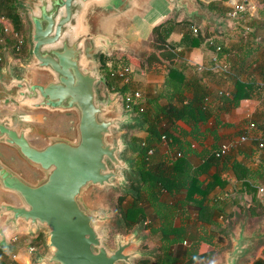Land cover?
<instances>
[{
    "label": "water",
    "instance_id": "water-1",
    "mask_svg": "<svg viewBox=\"0 0 264 264\" xmlns=\"http://www.w3.org/2000/svg\"><path fill=\"white\" fill-rule=\"evenodd\" d=\"M164 0H22L30 26V57L0 67V244L16 230L46 233L36 264H135L150 253L135 248V229L107 230L114 215L104 193L128 190L133 175L124 152L123 110L107 84L98 55L134 49L137 30ZM196 20L195 0H166ZM242 227L234 246L212 264H239L258 236Z\"/></svg>",
    "mask_w": 264,
    "mask_h": 264
},
{
    "label": "crops",
    "instance_id": "crops-1",
    "mask_svg": "<svg viewBox=\"0 0 264 264\" xmlns=\"http://www.w3.org/2000/svg\"><path fill=\"white\" fill-rule=\"evenodd\" d=\"M195 1L200 11L196 20L188 17L185 10H177L174 3L164 0L157 4L155 13L136 33L141 42L142 36L148 38L147 35L152 26L163 21L162 19L166 21L172 18L177 22L187 19L194 25L193 27L199 29L198 34L203 38L199 46L190 48L181 43L186 24L180 25L178 31L171 33L168 39L160 32L159 36L154 39L152 51L140 64L139 71L143 75H145L143 72L145 70L150 73L147 75V82H150L149 88L153 93L163 88L169 66L174 65L178 59L182 60V63H187L188 66H193L202 79L198 83L194 82L187 95L190 98L197 96L201 98L203 104L207 105L209 113L205 121L199 122L195 131L180 122V134L177 131L175 133L185 141L180 145H172L175 150L170 147L169 142L167 144L162 142L155 155V160L161 159L172 164L177 156L176 152H181L180 147L182 146L185 152L181 153L186 154L185 160L188 163L185 161L186 163L181 164L176 171H171L176 179L184 181L183 178H187L188 181L189 175L196 176L204 186L214 182L215 187L206 197L200 193L188 196L186 188H178L176 184H170L171 188L165 189L162 200L174 211L175 224L193 237V240H184L183 244L187 247L195 244L192 248L196 249L194 252H197L198 256H205L208 252L217 253V257L204 264H212L223 259L225 253L233 248L234 238L238 236L242 227L248 233L258 231L259 235L248 245L247 252L239 259V264H253L257 259L264 258V196L259 191V187L264 186V148L253 146L246 141L239 144V147L232 148L227 159L221 161L219 165L210 162V158L223 142L237 139L250 121L257 123V129L253 132L255 137L252 139L264 141L263 91L262 95L242 99L239 106L230 111L221 109L218 102V96L222 95L221 91L227 95L234 92L236 79H241L243 82L256 79L258 85L260 83L259 86L264 81L262 78L264 72V0H214L222 2L230 9L236 2H245L246 10L235 19L226 15L230 9L224 15L211 12L206 4L212 0ZM0 25L3 29L8 27L10 31L13 30L12 25L1 14ZM221 43L226 46L223 55L220 53L221 50L218 51L216 48ZM180 51H184L181 58ZM3 54L6 61L5 64L0 65L1 68H4L7 63H12L17 68L20 66L21 63L17 65L12 61L13 54L10 48L5 47ZM132 61H134L133 58ZM225 64L227 68H224ZM132 69L135 71L133 67ZM192 71L186 69L189 74H193ZM159 72L160 75H155ZM17 73L24 75L19 68ZM260 88L262 90V87ZM112 94L116 93L112 92ZM103 96L105 97L106 94ZM161 100V103H166L168 99ZM121 107L125 110L122 104ZM142 133L135 132L134 135L144 138L147 131L144 129ZM173 181L179 183L178 180ZM203 199L207 208L217 202L224 211L220 212L212 208L205 214V219H199L201 210L198 202ZM152 227L151 225L150 228ZM38 232L33 234L25 230L10 232L7 235L8 245L0 244V247L7 248L10 244L14 245L11 240L14 234H20L23 239H27L25 234L29 233L39 239ZM23 249L27 252L25 247ZM23 249L18 252L16 260L18 261L21 255L25 260L24 264H31L28 252H23Z\"/></svg>",
    "mask_w": 264,
    "mask_h": 264
},
{
    "label": "trees",
    "instance_id": "trees-1",
    "mask_svg": "<svg viewBox=\"0 0 264 264\" xmlns=\"http://www.w3.org/2000/svg\"><path fill=\"white\" fill-rule=\"evenodd\" d=\"M21 1L22 0H0V14L8 20L14 31L19 32L23 36L24 44L22 51H17V42L11 35L4 33L2 25H0V37L5 41L4 47L10 48L14 57L25 60L30 55V26L24 9L21 6ZM206 5L211 12L220 15H224V13L230 9L223 5L222 2H216L214 0ZM182 24H186V29L183 31L181 43L186 44V46L190 48L199 46L203 38L198 34L199 29L193 27L194 25L187 19L183 22H177L172 18L167 19L161 25V34L168 39L170 34L175 33L176 30L178 31L179 26ZM195 29L197 31H195ZM219 46L221 50L220 53H224L226 46L223 43ZM183 54L184 51L179 52L180 58ZM5 61V58H3L0 61V65L5 64ZM230 62L232 64V61ZM120 64L129 65L131 61L125 56L114 57L102 65L101 72L107 80L105 88L109 92L116 93L124 109L132 111L134 116L139 118V122L135 123L134 126H139L147 131V135L144 138L127 134V140L130 145L126 149V155L131 160L134 173L133 175H129V182L133 183L135 188L130 184L128 191L132 195L120 205L122 222L129 229H141V225L146 226L145 223L147 219L151 218V221H149L150 223L147 222V227L153 226L150 228L149 234L151 237L155 236V240L160 242L161 245V255L159 256L157 264H186L189 256L196 251V249L192 248L195 244H192L191 247H187L183 244V241L193 240V237L185 232L183 228L175 224L176 218L174 216V211L162 200L163 193L165 189L171 188L170 184H176L178 188H186V195L188 196H194L196 193H200L206 197L215 187L216 183L210 182L204 186V184L199 182L196 176L191 175H189L188 181L186 180L187 178H183L184 181L176 179L171 171H176L181 164L188 163V161L185 160L186 154H182L180 157L176 156L172 164L161 159L159 161L155 160V155L159 150V145L163 142L164 135L167 137L169 145L173 150H175V148L172 147V145H180L185 141L179 136L180 122L185 123L191 127V130L195 131L199 126V122H203L207 119L209 113L206 108L207 105L203 104V100L198 96L196 98H190L187 95V92L192 89L191 86L194 85V82L198 83L202 78L200 73L194 70L195 68L193 66H188L187 63H182V60L178 59L174 65L169 66L165 74L164 86L160 91L153 93L149 91L151 89L148 87L147 95L136 99V102L133 98L131 108H127V95H134L137 90L141 91L142 88L141 84L134 79L133 70L131 72L132 79L129 82H125L119 75H112L113 70ZM186 69L193 70V74L187 73ZM262 78L264 80V72L262 73ZM259 85L256 79H251L246 82H243L241 79H236L234 92L228 95L222 94L218 96L220 108L225 111H230L239 106L242 99L262 95L261 86ZM161 98H167L168 100L166 103H161ZM175 131L179 132V134L176 135ZM248 142L253 146L256 145L259 147L260 140L249 139ZM238 145L235 147H239ZM180 148H182L181 152H185L182 146ZM150 150L153 151L152 154L149 153ZM176 150L180 149L176 148ZM231 151L221 158L215 157L213 153L210 162L219 165L221 161L227 159ZM173 180H178L179 183ZM133 191L136 193L133 194ZM204 199L198 202L201 210L199 219H205V214H207V211L212 210V208L213 210L218 209L220 212L224 211L222 206L217 202L210 208H207ZM147 206L151 207L152 214L148 213ZM210 221H212V219ZM38 235L43 242L42 248L46 250V233L41 230L38 232ZM6 249H13V245H10ZM4 250V247H0V264H6L5 260H3ZM12 264L22 263L15 260ZM253 264H264V258L257 259Z\"/></svg>",
    "mask_w": 264,
    "mask_h": 264
},
{
    "label": "rangeland",
    "instance_id": "rangeland-1",
    "mask_svg": "<svg viewBox=\"0 0 264 264\" xmlns=\"http://www.w3.org/2000/svg\"><path fill=\"white\" fill-rule=\"evenodd\" d=\"M162 20L163 21H161V22L163 23L165 21V19H162ZM161 22L159 21L158 24L152 26V28L148 32V35H147L148 38H146V36H142L141 42L136 47H134V49L127 50V49H123V48H114L111 53H104V52L100 53L98 55V59H99V63H100V65H99L100 71H101L102 65L114 57H124L125 56L130 61L133 58V60H134V61H132L133 64H129V65H132V67L135 70L133 76H134V79L137 80L141 84V88H142L141 91L143 93V97L146 96L147 95L146 93L148 92L147 86L149 87V84H150L149 81L147 82V75H149L150 73H148V71L146 72V70H145V71H143V72H145V75H143L141 73V71H139L141 69L140 64H142L141 62H144L146 60V58L148 57V55L152 51L151 48H152V46H154V39L157 38L161 32V25H162ZM11 59H12V61L16 62L17 65H19L20 63L23 62V60H21L20 58H15L14 56H12ZM157 70H160V69H157ZM155 75H157V76L160 75V72L156 73ZM100 90H101V93L103 95L109 93V91L105 88L104 84H102L100 86ZM161 99H162L161 101H163L165 98H161ZM143 130L144 129L139 127V126L135 127L134 124L131 127L126 126L124 129L126 136H127V134L134 135L135 132H140L141 134H143L142 133ZM124 156L127 157L126 151L124 152ZM130 162H131V160H130ZM131 167H132V165H131ZM130 184L133 188H135V185L133 183H130V182H129L127 187H130ZM135 193L136 192L133 191V194H135ZM131 195L132 194L128 190L124 191L120 187L119 188H109L104 193V199H105L107 208L114 215V220L111 224V227L107 230V232L109 234V241L108 242L111 246H114V236L116 234H123L124 236H128L135 229H138V228L129 229L122 222L120 205L124 200L131 197ZM147 210H148L149 214H152L151 207L147 206ZM149 221H151V218L147 219V221L145 223L146 226L141 225V229H139L138 236H143V240L138 246H135V248H138V249L142 250L143 252L150 253L151 255L135 259L134 260L135 264H157L159 256L161 255L160 242L155 240V236L151 237V235L149 234V231H148L149 229H147V228H150V227H147V225H148L147 222L150 223ZM263 239H264V237H263ZM37 241H39V248L37 250V253H32V254L28 253L29 258L31 260V264H36L38 257L46 252V250H44L42 248L43 242L40 240V238ZM263 242H264V240H263ZM10 245H12V244H10ZM23 247H24L23 244L18 243V244L13 245V249L7 250L6 248H4L5 249L3 251L4 260L6 262H8V264H9V262L11 260H13L12 255L14 253L18 254V252L22 251ZM23 252H25L24 249H23ZM25 253H27V252H25ZM217 256L218 255L216 252L215 253L208 252L205 256H198L197 252L196 253L193 252L189 256V259L187 260L186 264H204L206 262H211ZM18 261L23 263V264L25 263V260L21 257V255L19 256Z\"/></svg>",
    "mask_w": 264,
    "mask_h": 264
},
{
    "label": "built area",
    "instance_id": "built-area-1",
    "mask_svg": "<svg viewBox=\"0 0 264 264\" xmlns=\"http://www.w3.org/2000/svg\"><path fill=\"white\" fill-rule=\"evenodd\" d=\"M246 8H247V5L245 2H236L233 4L232 8L226 13V15L229 18L235 19L238 17L240 13H243L246 10ZM195 31L197 30L195 29ZM4 32L8 34L10 33L12 38H14V40L17 42L16 43L17 51L21 52L23 48V44H24L23 36L17 31H14V30L10 31L8 27L4 28ZM4 44H5L4 39L0 37V61L3 59V53H4V48H5ZM216 48L218 51L220 50V46H217ZM224 68H227L226 64L224 65ZM132 70L133 69L131 65L121 64L115 70H113L112 75H119L120 77L123 78L125 82H129L132 79V76H131ZM261 87H262V91L264 92V81L262 82ZM220 94H226V93L221 91ZM142 96H143V93L140 90H137L134 93V95L132 94L127 95V98H126L127 108H131V102L133 101V98L135 99V102H136V99L141 98ZM256 129H257V123L255 121H250L247 124V126L244 128L243 133L237 139L223 142L220 145V147L213 152L214 156L217 158H221L222 156L227 154L229 151H231L232 148H234L236 145L246 142L249 139H252V137L254 138L255 134H253V132ZM163 143L165 144L168 143V139L165 135L163 136ZM259 147L264 148V141L259 142ZM149 153L152 154L153 151L150 150ZM181 154H182L181 152L176 153L177 156H181ZM259 191L264 196V186L259 187ZM25 235L28 237L27 239L25 238L23 239V237L20 234H14L11 240L14 244H18V243L23 244V246L25 247L28 253L30 254L37 253V250L39 248V241H37L38 240L37 236L31 235L29 233H26ZM12 256H13V260H11L9 264H12L13 261L16 260L18 254L14 253Z\"/></svg>",
    "mask_w": 264,
    "mask_h": 264
}]
</instances>
